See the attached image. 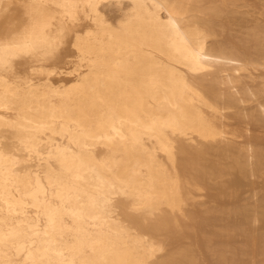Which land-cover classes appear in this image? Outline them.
I'll use <instances>...</instances> for the list:
<instances>
[{
  "label": "bare ground",
  "instance_id": "bare-ground-1",
  "mask_svg": "<svg viewBox=\"0 0 264 264\" xmlns=\"http://www.w3.org/2000/svg\"><path fill=\"white\" fill-rule=\"evenodd\" d=\"M0 264H264V0H0Z\"/></svg>",
  "mask_w": 264,
  "mask_h": 264
},
{
  "label": "rangeland",
  "instance_id": "rangeland-1",
  "mask_svg": "<svg viewBox=\"0 0 264 264\" xmlns=\"http://www.w3.org/2000/svg\"><path fill=\"white\" fill-rule=\"evenodd\" d=\"M67 68H69V67L66 66V69H67ZM61 77H62V78H61ZM64 77H65V78H64ZM66 77H67V78H66ZM59 78H60V79H63V78H64L65 80H67V79H70V76H64V75H61L60 77L58 76V77H55L54 79H59ZM237 141H241V140H240V139H239V140L237 139Z\"/></svg>",
  "mask_w": 264,
  "mask_h": 264
}]
</instances>
